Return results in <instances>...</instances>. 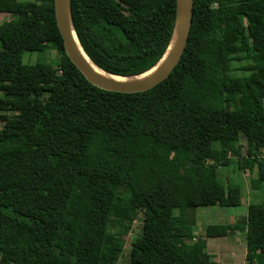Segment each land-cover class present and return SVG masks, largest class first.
Listing matches in <instances>:
<instances>
[{
    "label": "trees",
    "instance_id": "1",
    "mask_svg": "<svg viewBox=\"0 0 264 264\" xmlns=\"http://www.w3.org/2000/svg\"><path fill=\"white\" fill-rule=\"evenodd\" d=\"M54 1L0 0L20 23L0 24V264H116L138 212L132 264H222L202 239L187 248V211L241 205V184L219 167L256 174L251 188L264 195V0H195L178 65L133 94L86 80ZM71 12L92 62L131 77L165 54L176 0H71ZM51 51L47 63L24 62ZM237 231L244 264H264V198L205 237Z\"/></svg>",
    "mask_w": 264,
    "mask_h": 264
},
{
    "label": "rangeland",
    "instance_id": "2",
    "mask_svg": "<svg viewBox=\"0 0 264 264\" xmlns=\"http://www.w3.org/2000/svg\"><path fill=\"white\" fill-rule=\"evenodd\" d=\"M5 21L11 22L13 28L17 29L20 27V23L16 22L12 15L0 13V24ZM55 57L56 52L54 51L49 53L27 52L24 54V62L30 64H35L36 62L47 63L49 60H54ZM20 116L24 122H26V116L24 114H20ZM238 145L242 146V153L246 155L245 141L241 139ZM236 167V165H233L232 169L219 167V174L225 181L231 180L241 184L243 188V198L239 207H197L187 211L188 223L192 225L194 235L193 241L186 240L187 248L190 249L195 241L202 239L206 241L208 245L206 252L214 257L216 255L217 260L222 264L245 263L247 254L246 233L244 231H237L235 233H230V235L225 238L207 239L205 237V227L209 225H235L236 223H242L247 216L249 204L252 202H261L264 198V195L260 191H254L251 188V180L256 178L257 175L250 174L247 170L237 171ZM143 217V212L137 213L130 233L124 237L125 247L116 264H132L130 261L133 254L132 243L141 235Z\"/></svg>",
    "mask_w": 264,
    "mask_h": 264
},
{
    "label": "water",
    "instance_id": "3",
    "mask_svg": "<svg viewBox=\"0 0 264 264\" xmlns=\"http://www.w3.org/2000/svg\"><path fill=\"white\" fill-rule=\"evenodd\" d=\"M194 4L195 0H176V20L172 39L163 57L149 71L154 69L163 60V63L160 65V67L145 79L133 83L119 84L115 81H110L97 75L91 69L89 64L83 59L82 55L77 49L73 38V35H75L78 40L72 21L71 0L54 1L57 26L64 41L65 52L71 62L82 73L86 80L89 81L95 87L109 92L126 94L142 93L149 91L164 80H166L167 78H169L170 74L178 65L182 55L186 50L190 31L193 24ZM89 60L96 68L100 69L103 73L121 77L102 70L95 63H93L90 58ZM149 71L141 75H144Z\"/></svg>",
    "mask_w": 264,
    "mask_h": 264
},
{
    "label": "bare ground",
    "instance_id": "4",
    "mask_svg": "<svg viewBox=\"0 0 264 264\" xmlns=\"http://www.w3.org/2000/svg\"><path fill=\"white\" fill-rule=\"evenodd\" d=\"M67 1V0H66ZM67 3V2H66ZM75 44L77 49L79 50L80 54L82 55L83 59L89 64V66L91 67V69L100 77L104 78V79H108L110 81H115L119 84H127V83H133L142 79L147 78L149 75H151L152 73H154L159 67L160 65L163 63V60L151 71H149L148 73L144 74V75H138V76H131V77H126V76H121V77H117V76H112V75H108L106 73H103L100 69L96 68L91 61L89 60V58L87 57V55L84 53L83 49L81 48L77 38L75 35H73Z\"/></svg>",
    "mask_w": 264,
    "mask_h": 264
},
{
    "label": "crops",
    "instance_id": "5",
    "mask_svg": "<svg viewBox=\"0 0 264 264\" xmlns=\"http://www.w3.org/2000/svg\"><path fill=\"white\" fill-rule=\"evenodd\" d=\"M211 254H213V253H211ZM215 257H216V259H217V256L215 255ZM220 262V261H219Z\"/></svg>",
    "mask_w": 264,
    "mask_h": 264
}]
</instances>
